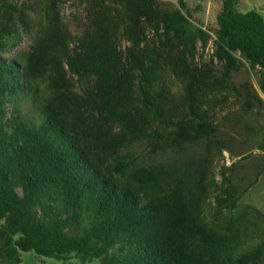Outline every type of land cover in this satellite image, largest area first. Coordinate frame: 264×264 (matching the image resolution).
<instances>
[{
  "label": "trees",
  "instance_id": "trees-1",
  "mask_svg": "<svg viewBox=\"0 0 264 264\" xmlns=\"http://www.w3.org/2000/svg\"><path fill=\"white\" fill-rule=\"evenodd\" d=\"M237 1L222 0L215 54L238 52L259 67L264 93V18L239 11ZM62 2L0 3V50L18 23L31 36L27 49L0 59V251L12 259L18 250L57 259L74 253L103 264H264V242L247 252L228 228L221 233L228 223L204 222L207 169L186 167L188 151L217 126L197 104L203 84L194 85L202 74L193 64L195 45L204 48L208 32L182 3L162 10L154 0H121V10L88 0V23L73 38L58 11ZM141 19L155 39H147ZM121 39L130 45L122 49ZM164 60L193 74L182 104L155 89L152 72ZM143 143L173 149L179 160L132 166L128 149ZM81 213L86 224L72 235L65 229L79 225Z\"/></svg>",
  "mask_w": 264,
  "mask_h": 264
},
{
  "label": "rangeland",
  "instance_id": "rangeland-1",
  "mask_svg": "<svg viewBox=\"0 0 264 264\" xmlns=\"http://www.w3.org/2000/svg\"><path fill=\"white\" fill-rule=\"evenodd\" d=\"M20 3L23 0H0ZM58 7L66 28L73 38L79 36L84 26L87 25L88 0H62ZM114 8L122 10L121 0H106ZM162 10L172 6L180 8L185 5L184 12L190 16L194 25L201 26L209 34L206 46L200 42L195 45L193 64L201 69L194 85L200 83L203 89L197 93L199 107L211 113V122L217 125L210 130L207 137L198 140L188 151L191 162L186 167L206 166L207 177L205 194L201 201L203 206L204 222L208 225H228L221 228V233H226L227 228L236 236L237 246L250 252L258 249L264 242V212L253 208L252 204L264 200V151L259 150V145L264 143V93L259 87V67L252 69L249 63L238 52H230L221 59L215 54L213 40L217 27L216 17L221 10L222 0H154ZM237 9L241 12L255 9L264 18V0H238ZM35 14V15H34ZM32 14L36 17L37 14ZM140 26L145 30L149 41L155 39V32L148 27L143 19ZM16 33L8 36L4 47L0 50V59H11L16 52L27 49L31 44V36L26 26L18 23ZM121 48L125 49L130 42L120 41ZM76 40L70 42V47L77 46ZM155 46H158L156 43ZM163 55H166L164 52ZM161 68L156 73L155 89L166 90L170 97L177 103H184L187 98L185 86L189 81L183 67L177 66L172 60L161 62ZM77 81V80H76ZM199 81V82H198ZM77 88L81 83H76ZM195 105V104H194ZM186 107L188 104L186 102ZM23 114L30 119L32 107L29 103L23 104ZM226 119V120H225ZM210 139V146L205 149L206 140ZM134 144L128 149L131 152L132 166H156L163 168L170 162L179 159L173 149L159 151L144 148ZM219 145V147L217 146ZM151 150V151H149ZM124 158L127 151H123ZM177 156H183L182 153ZM204 159V160H203ZM204 166V167H205ZM208 183H211L207 186ZM207 186V187H206ZM260 205V204H259ZM38 216L41 211H37ZM81 218V219H80ZM84 213L78 217L79 226L73 222L65 230L72 235H79L84 227ZM3 221H0V230ZM238 236V238H237ZM17 238V236H15ZM0 238V246L3 244ZM94 241L93 245H98ZM100 245V244H99ZM264 245V244H263ZM117 249V246L116 248ZM264 257V247L261 250ZM0 264H103L102 258L87 260L74 253L63 255V258H49L39 256L32 251L18 250L14 259L8 258L0 251Z\"/></svg>",
  "mask_w": 264,
  "mask_h": 264
},
{
  "label": "crops",
  "instance_id": "crops-1",
  "mask_svg": "<svg viewBox=\"0 0 264 264\" xmlns=\"http://www.w3.org/2000/svg\"><path fill=\"white\" fill-rule=\"evenodd\" d=\"M252 206H253V208L255 207L256 209L261 210L262 212H264V200H261L260 202L252 204Z\"/></svg>",
  "mask_w": 264,
  "mask_h": 264
}]
</instances>
